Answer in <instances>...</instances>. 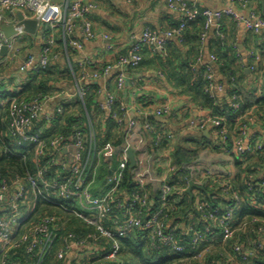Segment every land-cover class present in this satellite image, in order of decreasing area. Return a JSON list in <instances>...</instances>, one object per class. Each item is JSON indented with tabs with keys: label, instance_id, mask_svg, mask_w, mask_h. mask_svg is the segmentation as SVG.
Listing matches in <instances>:
<instances>
[{
	"label": "built area",
	"instance_id": "1",
	"mask_svg": "<svg viewBox=\"0 0 264 264\" xmlns=\"http://www.w3.org/2000/svg\"><path fill=\"white\" fill-rule=\"evenodd\" d=\"M123 1L131 2L132 0ZM241 1L243 7L248 10L238 11L232 7L202 10L198 0H167L168 6L182 15L179 27L163 33L148 28L139 37L133 35L127 53L120 54L112 63L101 67L97 62L88 61L86 67L92 66L93 69L84 70L83 77L92 83L103 75L117 71L118 88L125 89L126 71L129 67L139 65L144 46L152 44L158 50H165L167 38L174 34L179 35L188 21L197 18L200 14L206 19L207 30L215 26L220 33L221 20L225 16H232L247 29L260 32L264 28V17L248 7V0ZM53 5L52 0H0V51L5 45L8 49L12 47L14 35L23 36L27 33L24 25L19 24V20L13 23L16 33L12 36H7L2 28L5 24L9 25V18L15 16L16 9L28 11L29 15L25 14V16L38 19L39 26L44 27L46 42L42 52L38 55L29 54L20 65L21 71L38 72L59 57V52L55 50L57 47L55 38L47 36L48 33L45 32L47 27L55 26L53 21L47 18L48 10ZM97 8L98 3L94 0L67 1L63 20L66 40H69L78 26L82 28L86 38L91 39L95 36L96 32L89 15ZM205 36L207 31L202 34V37ZM106 38L107 47L112 48L111 35L106 34ZM70 42L74 46L82 45L78 40L70 39ZM252 57H254V64L250 69L258 71L257 65L261 57L258 53H253ZM212 58L215 59L214 56ZM213 77L214 74L209 73V78ZM214 87L219 90L224 89L222 84L212 85L211 89ZM85 95L86 91L80 88L79 98L84 99ZM49 98L50 96L26 99L0 89V107L8 105L10 119L7 130L0 133V156L2 154L20 156L25 162L30 157L32 165V168H28L24 175L13 176L11 183L7 182L5 176L0 175V212H3L0 217V264H15L11 262L8 251L21 241L27 242L26 252L36 256L37 264H42L58 240H61L58 233L50 229V225L54 221L57 223L58 219L62 223H67L70 220L67 214L83 220L93 229L85 235L68 232L58 243V247L55 248L56 256L67 261L68 264H94L87 261L94 258L104 262L124 264L121 260L122 239L138 229L147 232L150 243L154 247L169 245L177 252H183L186 246L194 248L196 254L184 264H202L212 243L227 242L232 238H237L234 248L236 253L244 259L264 251V224L255 226L260 218L246 219L239 227H235L238 219L235 213L242 198L231 183L236 173L234 154L251 155L264 150V126L261 128L263 134H257L255 133L257 128H254L251 123L258 119L256 115H248L249 122L242 125L231 136L232 146L226 143L228 128L225 123L222 124L226 118L212 115L189 118L190 128L199 132L209 129V133L215 139L213 147L203 146L197 158L181 166L170 162L168 169L163 170L156 168V152L148 145L145 133L137 128L136 119L130 118L119 166L111 176L107 175L104 184L98 189L99 192L94 194L91 187L97 176V157L103 150L97 143V132L93 120L88 115L87 121L82 126L81 117L78 116L70 134L61 131L46 135L41 123L43 121L51 123L56 114L60 115L64 112V103H66H62L55 113H46L44 107ZM234 99H237V94ZM116 101V95L108 90L103 105L110 111V117L121 126L125 117H129V113L123 104L121 107L126 113L124 118L114 111ZM240 104V100H237L234 106L239 107ZM175 112L176 109L168 104L158 106L153 111L157 117L173 115ZM144 113L145 116L150 115L148 110ZM260 118L264 123V116ZM150 128L153 130L152 126ZM176 138L174 132L169 130L162 129L156 132L158 142L165 140L172 145ZM130 147L134 149L136 155L134 179L142 190L132 192L130 195H121L119 185L130 162ZM207 148H211L213 153L220 155L222 165L212 164V160H208L202 154V151L205 152ZM181 171L188 173L186 186L172 182L173 175H175L173 179H177ZM258 179L260 181H257ZM209 181L220 185L221 194L224 197L232 196L234 201L223 210L220 207L214 208L202 192L193 189L192 196H195L193 207L184 214L183 220H173L170 214L177 208L178 202H181L182 193L187 192L190 182L205 187ZM151 183L155 184L159 190L157 198H154L145 188ZM248 184L249 190L253 191V203L264 206V200L258 201L257 196L254 197L256 191H264V168L256 174L251 173ZM30 192L35 195L34 203H28ZM173 194L175 197L171 199ZM39 199L52 203L63 214L47 213L38 219L32 218L31 215ZM23 203L27 207L32 206L31 209L23 208ZM154 203L159 205L152 208ZM26 224L28 228L21 234ZM250 227H255L256 229L251 228V230L259 236L250 240L248 248L238 238L240 232H245ZM57 228L60 229L59 226ZM204 244L206 247L201 248Z\"/></svg>",
	"mask_w": 264,
	"mask_h": 264
},
{
	"label": "crops",
	"instance_id": "2",
	"mask_svg": "<svg viewBox=\"0 0 264 264\" xmlns=\"http://www.w3.org/2000/svg\"><path fill=\"white\" fill-rule=\"evenodd\" d=\"M67 1L52 0L54 5L47 13V18L55 24L50 29L49 35L56 40L59 57L53 62L57 67L56 77L49 81L53 92L49 93L50 98L45 104L44 111L46 113H55L56 109L64 102L71 103V108H77L83 103L86 105L85 98L82 102L78 91L83 88L87 92L88 85L91 83L89 79L83 77L84 70L93 69L92 66L86 67L88 61L97 62L99 67L112 63L130 46L133 35L139 37L148 28L158 33L166 32L179 23L182 18L179 11L168 6L167 0H132L131 2L95 0L98 3V8L89 15L96 32L95 36L91 39L86 38L82 28L78 26L70 35L69 40H66L63 20ZM198 3L202 7L211 9L232 7L238 11L248 10L243 7L241 0H198ZM248 3L249 8L264 17V0H248ZM15 11L14 17H10L8 14L9 24L18 22L19 12L29 15L26 10L16 9ZM224 26L229 42L236 44L241 53L238 68L243 65L242 68L248 75V81L252 82V88H255L256 94L264 92V28L260 32L249 30L232 16L224 17ZM39 29L42 34L27 32L23 36L14 35L12 47L5 54L0 51L1 90L11 93L19 92L27 83L31 72L21 71L20 65L29 54L38 55L42 52L46 35L43 31L44 27L39 26ZM215 32L216 28L212 26L207 36L199 40L198 29L192 25L187 30L185 41L182 42L176 34L168 37L170 43L166 52L157 51L151 45L146 47L142 53L140 67L136 70L126 71L125 89L118 88L117 71H112L95 80V83L100 87L97 102H94L90 107V113H88V109L86 110L87 107L83 106L82 115L87 117L88 114H91L90 118L93 120L103 150L97 157L98 171L93 184L96 190L104 184L107 175L113 174L121 160L122 145H115L108 139V136L111 134L116 137L118 133L119 135L126 133L130 118L136 119L137 128L145 133L148 145L156 152L155 165L158 170L165 169L167 162L168 164L173 162L172 146L176 143L185 145V136L201 137L198 130L190 128L188 120L193 116H208L213 113L211 109L200 106L201 104L195 100L193 93L178 85L177 79L170 75L173 72L181 71L187 63L198 66L211 63L216 80L226 83V78L220 72L219 65L212 58L214 52L221 51L216 41ZM106 34L111 35L112 48L107 47ZM70 39L78 40L82 45L74 46ZM253 53H258L261 57L259 72L255 74L250 69ZM98 66L97 68H99ZM248 84L250 83H246V85ZM108 90L112 91L117 100L121 101L128 109L129 117H125L124 125H117L110 117V111L103 105ZM216 93L219 97L230 99L227 83L223 90L216 89ZM79 100L81 102H78ZM165 104L174 107L176 112L164 117L152 116L149 118L145 116L144 112L148 109ZM66 116L65 114L61 116V126L63 132L70 134L72 124L65 121ZM44 124L47 123L43 121L42 125ZM149 125L153 127V130L160 126V128L174 132L177 136L175 142L171 146L158 142L155 132ZM210 136L212 137L211 133L206 135V137ZM103 142L106 145L102 144ZM202 154L208 160H212L213 163H210L214 165L223 163L220 155L213 153L211 148L205 149ZM150 186L153 189L155 184L151 183ZM34 202L35 198L32 203Z\"/></svg>",
	"mask_w": 264,
	"mask_h": 264
},
{
	"label": "trees",
	"instance_id": "3",
	"mask_svg": "<svg viewBox=\"0 0 264 264\" xmlns=\"http://www.w3.org/2000/svg\"><path fill=\"white\" fill-rule=\"evenodd\" d=\"M95 1V0H94ZM191 2V1H190ZM200 5V4H199ZM202 10L205 7L199 6ZM182 19V18H181ZM181 20L179 23L174 25L171 29L179 27ZM206 19L203 15H198L197 18L188 21L185 28L182 29L180 34L178 35L180 40L185 41L187 30L189 27L194 25L196 29H198V39L202 40V34L209 29H206ZM51 27H47L45 32H50ZM220 33L216 30L219 51L214 52L213 56L215 57L216 63L219 65L220 72L225 76L226 83L229 86V95L230 99L226 100L222 97H219L216 93V89H211V86L215 84H222L225 87L226 83L223 81H217L215 78V71L211 63L209 64H201L198 66L197 64L187 63L181 71L171 73L170 77H175L177 79L176 83L178 85L185 88L187 91L192 92L195 100L199 102L202 107H207L211 109L212 116L226 118L225 121H222V124L225 123L228 132L226 134V143L229 146H232L233 142L231 140V136L237 132L238 129L241 128L246 122L248 115H256L258 119L252 123L257 134H263L262 127L264 123L261 122L262 116H264V92L260 94L255 93V88H252V82L248 81V75L245 74L243 65L241 68L239 60L241 59V53L236 44L230 43L229 39L225 33V26H224V18L221 20V26L219 29ZM170 40L167 38L166 40V48L161 52H166L168 49V45ZM153 46L155 50H158L152 44H146L143 50L148 46ZM129 47L126 51L122 54L127 53ZM57 52L58 47L55 49ZM142 50V53H143ZM225 52V53H224ZM254 58V57H252ZM135 67H129L127 70H136L140 67V64ZM253 60L251 59L250 67L253 65ZM56 64L53 62L47 66L46 68L38 71V72H31L27 83L23 86V88L19 92H14V95H18L20 97L26 99H33V98H43L45 96H49V93L53 92V87L49 84L50 80H53L56 77ZM106 65V64H105ZM260 63L258 66V71H254L251 69L252 73H258L260 68ZM209 73H213L214 77L209 78ZM246 83H250L246 85ZM89 88L85 95V103L86 105L80 104L77 108H71V103H64L65 110L62 114H56L54 120L51 123H47L41 126L46 131V135H51L53 133L63 132L61 126V116L65 114V118L67 122L75 124L77 122V117L80 116L82 122L80 123L82 126L84 122L87 121V117H83L82 111L83 106L88 109V113H90V107L94 102H97V97L100 93V87L97 83L92 82L89 85ZM247 87V88H246ZM237 94V99H234V96ZM240 100L241 104L239 107H235L234 103ZM83 102V99H81ZM80 100L78 102H81ZM147 103V102H146ZM122 102L117 100L114 106V111H117L123 118L125 117L126 113L125 110L121 107ZM149 104V103H147ZM158 107V106H157ZM154 107L152 109H148L151 115H148L149 118L155 116L153 113ZM149 108V107H148ZM77 111L78 113H74ZM91 117V114H88ZM112 118V117H111ZM114 119V118H113ZM9 115H8V105L1 106L0 108V133H4L9 125ZM223 120V119H222ZM116 124L118 125L117 121L114 119ZM125 122V121H124ZM124 122L122 125H124ZM155 127V126H154ZM253 128V129H254ZM127 129V128H126ZM166 130L165 128H160V126L154 128L155 136L156 132L159 130ZM168 131V129L166 130ZM48 133V134H47ZM66 133V132H65ZM201 137L196 136H185L184 144L176 143L173 146V163H176L177 166H181L185 163L192 161L193 159L197 158L201 152V148L203 146H210L213 147L215 139L212 137H206L203 134V131L200 132ZM125 134L118 135L114 137L110 134L108 136L109 140L115 145H123L125 140ZM107 139V140H108ZM181 140V139H180ZM162 143H167V141L162 140ZM97 143L102 148L101 142L97 137ZM102 144L106 145L105 142ZM235 158V175L231 181L233 188L236 192L241 196L242 200L239 203V207L236 210V217L237 223L235 227H239L246 219H252L253 217L260 218L259 221L255 223V226L264 224V206L260 205L259 203H253V191H250V186L248 184L249 175L251 173H258L261 169L264 168V150L258 151L255 154H234ZM135 167V166H134ZM134 167H131L130 162L128 163L125 171L124 177L119 185V194L121 195H130L132 192L141 191L142 188L139 186L137 181L134 179ZM28 168H32L30 163V157L27 162H25L20 156L14 155H4L0 156V175L5 176L7 178V182L11 183V178L15 175H24ZM187 175L188 173L185 171H181L177 179H173L175 175H173L172 182L176 184H180V186H186L187 182ZM257 181H260L258 179ZM256 181V182H257ZM254 182V180H252ZM148 191L157 198L158 188L157 186H153L151 188L150 184L145 186ZM195 191L202 192V195L205 196L207 201L216 208L220 207L222 210L228 205L231 204L234 199L230 195H226L224 197L221 194V186L213 183L208 182L205 185V190L200 188H194ZM92 193H98V190L94 188V185L91 187ZM29 192V191H28ZM195 195V192H194ZM257 196L258 201L264 200V191L258 190L254 194V197ZM175 197V194L171 196L172 199ZM195 196L190 195L188 192L182 193L181 202H178L177 208L173 210L170 214V217L173 218L175 221L183 220L184 214L193 207V199ZM35 198L33 192L29 193L28 203L32 202ZM22 205V204H21ZM157 203H154L152 208H156ZM32 206H28L23 203V208H27L30 210ZM9 209V207L7 208ZM54 214L57 213L62 215L63 213L59 208L53 205L50 202H45L43 200H38L37 205L35 207L34 212L32 213L31 217L34 219H38L39 217L45 214ZM198 213V212H197ZM3 215V212H0V217ZM70 220L67 223H62L61 220H57V223L54 221L50 225V229L56 231L61 237V240L68 232H76L78 234L85 235L89 231H92V227L86 224L83 220L75 217L74 215L67 214ZM64 216V215H63ZM60 227L58 230L57 226ZM28 224H26L22 228L21 234L27 230ZM251 228L256 229L255 227L247 228L245 232H240L238 240L240 242H244L247 247H250V240L258 238V233L251 230ZM26 229V230H25ZM58 230V231H57ZM20 237V234L18 238ZM58 238V239H59ZM61 240H58L60 243ZM237 238L229 239L227 242H217L215 241L212 243L211 249L205 254L202 264H264V251L258 252L253 257H248L244 259L238 253H236L234 245L236 243ZM56 244L52 249V252L47 255V258L42 264H65L67 261L59 259L56 256L55 248L58 247L59 244ZM123 244V255L121 260L124 264H184L188 263L191 260L196 251L191 246H186L183 252H177L169 245H159L154 247L151 245L147 232L143 230H134L127 237L122 239ZM26 241H21L17 245L13 246V248L9 249L8 255L10 256L11 262H15V264H37L36 256L28 254L26 252ZM206 245L204 244L201 248H205ZM189 258V259H185ZM85 261V260H84ZM90 263L94 264H114L112 261L104 262L103 260H99V258H94L92 260H87Z\"/></svg>",
	"mask_w": 264,
	"mask_h": 264
},
{
	"label": "water",
	"instance_id": "4",
	"mask_svg": "<svg viewBox=\"0 0 264 264\" xmlns=\"http://www.w3.org/2000/svg\"><path fill=\"white\" fill-rule=\"evenodd\" d=\"M18 18H19V24H23L24 25V29L29 32V33H39L42 34L41 29H39V21L36 18H31V17H26L25 14L23 12H19L18 14ZM5 34L7 36H12L16 33V29H15V25L14 24H5L2 26ZM8 50V46L5 45L2 49H1V53L5 54L6 51ZM203 133L205 135H209V129H205L203 131ZM129 157H130V165L131 167H134L136 165V155L134 152V149L132 147L129 148ZM194 188H200L205 190V187L202 185H198L194 182H190V185L187 188V192L192 195L193 194V189Z\"/></svg>",
	"mask_w": 264,
	"mask_h": 264
},
{
	"label": "rangeland",
	"instance_id": "5",
	"mask_svg": "<svg viewBox=\"0 0 264 264\" xmlns=\"http://www.w3.org/2000/svg\"><path fill=\"white\" fill-rule=\"evenodd\" d=\"M170 146H171V144H170ZM172 148H173V146H172ZM171 152H173V151H171ZM167 161H168V160H167ZM167 161H166V162H167ZM168 165H169V164H168V162H167V163H166V167H165V169H168Z\"/></svg>",
	"mask_w": 264,
	"mask_h": 264
}]
</instances>
